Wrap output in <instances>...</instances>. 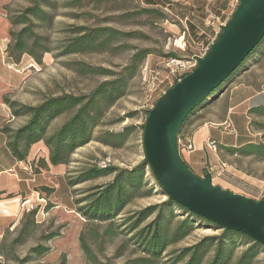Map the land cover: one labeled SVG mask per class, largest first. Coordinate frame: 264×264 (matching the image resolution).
Listing matches in <instances>:
<instances>
[{
	"label": "rangeland",
	"instance_id": "1",
	"mask_svg": "<svg viewBox=\"0 0 264 264\" xmlns=\"http://www.w3.org/2000/svg\"><path fill=\"white\" fill-rule=\"evenodd\" d=\"M214 4L212 0H159V5L153 6L142 0H0V86L5 85V80L9 84L4 97L38 105L46 97L88 94L101 82L116 78L128 66H133L131 72H134L128 80L126 94L95 128V139L78 148L69 164L44 166L41 160L48 163L49 150L44 141H40L41 149L34 161L37 166L30 169L37 173L34 184L38 187L28 190L29 196L23 194L19 199L14 221L9 219L0 226V264H131L135 258L143 256L133 236L147 226L155 214L136 229H132V225L145 208L161 204L168 198L156 184L149 168L146 167L141 186L131 202L119 215L107 220L88 218L82 208L113 180V174L73 186L69 181H75L90 167L132 169L143 161L142 124L147 119L149 105L162 96L156 88L165 84L161 80L166 76V59L171 53L176 57L200 54L211 46L220 23L226 21L229 14L217 13ZM147 8L156 11L148 12ZM26 28L29 29L24 30ZM80 31L81 34L100 31L103 35L91 46L85 45L81 51L68 53ZM115 31L118 33L109 37V33ZM21 33L26 52L19 54L14 48ZM145 52L147 55L134 64V58ZM250 57L223 86L236 83L238 74L248 67L253 69L246 78L264 83V39ZM81 64L90 66L92 72L78 70ZM102 70H108V75L100 73ZM209 104L208 100L203 102L189 116L182 126L180 138L187 132L192 134L203 118H224L222 105ZM262 104L264 94H246L235 112L229 114L231 130L217 127L214 137L223 141L234 139L236 133H240L253 142L264 143L262 125L250 124L251 121L262 124L264 118L249 116L247 124L243 114L247 106ZM68 117L69 114H64L56 118L50 131ZM5 120V109L0 106V128ZM27 120L25 115L15 116L7 124L16 129ZM225 124L228 126V122ZM108 131L125 132L124 143L113 147L97 140ZM219 144L220 159L213 162V166L218 165L215 169L218 172L224 163L226 169L216 175L214 184L264 200V158L232 154L221 150ZM10 152L6 136L0 129V157L5 165L13 162ZM198 160L207 161V154L204 152L203 158ZM29 167H33L32 164ZM27 176L32 178V175ZM174 211L173 230L186 216L177 207ZM221 231L210 223H202L182 241L172 244L154 264H172L166 261L170 251L190 246L206 235ZM244 248L242 244L238 245L236 256ZM211 258L212 255L204 264ZM263 260L264 253L255 264H262Z\"/></svg>",
	"mask_w": 264,
	"mask_h": 264
},
{
	"label": "trees",
	"instance_id": "2",
	"mask_svg": "<svg viewBox=\"0 0 264 264\" xmlns=\"http://www.w3.org/2000/svg\"><path fill=\"white\" fill-rule=\"evenodd\" d=\"M146 11L154 12L156 9L147 8ZM27 29L29 28L24 30ZM81 33L82 31H80L74 44L67 50L68 53L81 51V47L85 45L91 46L103 35L100 31ZM116 33L118 32H110L109 37L114 36ZM22 35L23 33L19 34L14 48L19 54L26 52L23 49L24 47H22L24 42ZM29 53L31 54L33 52L30 51ZM251 54L239 68L251 58ZM146 55L147 52L141 57L136 56L133 63L140 62ZM174 55L173 53L169 54V56ZM132 67L128 66L124 68L116 78L101 82L94 90L85 95L63 94L46 97L38 105H28L4 97V102L10 108L11 117L21 115L28 117L27 122L16 129L10 127L7 122L1 127L2 133L7 138V146L12 155L19 161H27L32 145L44 141L49 150V162L52 165L69 164L73 153L78 148L95 139L93 136L95 128L101 124L108 110L126 94L128 80L134 73L131 72L133 70ZM77 69L85 73L92 72V68L84 64L78 66ZM100 73L107 74L108 70H102ZM224 83L205 101L212 100L224 90L227 87L226 85L223 86ZM196 109L197 107L192 113ZM149 112L150 109L147 110V116ZM248 113L249 116L256 115L264 118V104L251 107ZM64 114H69V117L56 129L50 131L51 123ZM189 116L185 122H187ZM145 123L146 121L142 124L143 133ZM250 124L252 126L262 125L261 128H264V123L261 124L260 122L251 121ZM127 129H130V127ZM125 135V132L114 133L108 131L98 136L97 140L114 147L124 143ZM219 147L221 150L225 149L232 154L245 156L257 155L264 158V143L248 142L240 146H223L219 144ZM41 161L44 166L48 165L46 160L42 159ZM146 167L149 168L156 184L163 190L153 170L146 162V158L132 169L115 166H106L104 168L95 166L87 168L84 172L80 173L75 181H69V185L73 186L80 182L113 174V180L103 190L95 194L97 196L82 208L84 215L88 218L99 220L112 219L119 215L125 206L135 197V193L140 188L143 177L145 176ZM175 207L185 212L186 216L177 222L173 230L172 218L175 215ZM153 214H155V218L147 226L136 231V234L133 236V240L141 249L143 256L135 258L131 264L156 263L157 260L162 259L163 254L168 251L172 244L182 241L198 225H202V223L207 222L216 228L219 227L217 224L191 212L178 202L167 198L161 204L145 208L137 216L132 225V229L138 228L147 217ZM241 244L245 248L239 256H236L238 245ZM263 253L264 245L248 235L234 230L222 229L219 234L206 235L190 246L170 251L168 254L170 258L166 261L172 264H204L206 259L212 255L211 260L207 264H255L258 257ZM262 264H264V260Z\"/></svg>",
	"mask_w": 264,
	"mask_h": 264
},
{
	"label": "water",
	"instance_id": "3",
	"mask_svg": "<svg viewBox=\"0 0 264 264\" xmlns=\"http://www.w3.org/2000/svg\"><path fill=\"white\" fill-rule=\"evenodd\" d=\"M264 39V0H239L230 20L193 71L166 90L151 108L143 133L146 162L171 200L264 245V200L214 184L211 172L195 174L178 146L183 123L230 78Z\"/></svg>",
	"mask_w": 264,
	"mask_h": 264
},
{
	"label": "crops",
	"instance_id": "4",
	"mask_svg": "<svg viewBox=\"0 0 264 264\" xmlns=\"http://www.w3.org/2000/svg\"><path fill=\"white\" fill-rule=\"evenodd\" d=\"M212 1L215 2L213 9L217 13L226 14L227 12H229V8L233 5L234 0H212ZM142 3L150 6L159 5V0H142ZM0 68H1V61H0ZM252 69H253L252 67L243 69V71L238 74L237 76L238 81L236 83L234 82L230 83L215 98L210 100L209 105H213V106L222 105V108L224 109L225 112L224 118H222L221 120L203 118V122L200 125H198V127H196V129L192 133L193 136L192 138L195 146L194 151L191 152L186 150L180 151L184 161L189 166V168L195 172V174L199 176H203L206 173L211 172L214 180L216 178V175L217 176L220 175L223 171L221 170L216 172L215 169L218 168V165L213 166L214 165L213 162L216 163L217 161H219L220 157L217 151L211 150V148L207 146L208 139H214L215 141H217V143L220 142V144H222L223 146H240L248 142H253L251 139H247L246 134H240V133H236L234 139H223V141H218V139L214 137V130L217 127L218 128L222 127V129L228 127L231 130L232 125L230 124L231 122L228 119L229 114L235 112V109L239 105V103L245 100L246 94L247 95L264 94V83H262L260 80L257 79L249 80L246 78L247 77L246 75H248V73H250ZM5 81H6V83L4 82L5 85L0 86V106L3 109H5L6 112L5 122H8L10 121L11 111L9 106L4 102V96L7 93L9 86L8 80ZM250 108L251 107L247 106L243 113L244 115H246L247 124H249L248 112ZM5 122H3V124ZM227 122H228V126H226L227 124H225ZM3 124H1V127ZM6 143H7V138H6ZM40 143L41 142H38L32 145L27 161L25 160L19 161L13 156L15 160L14 159L12 160L13 162L11 163V165H5L2 163L1 161L2 158L0 157V226L9 219L11 221H14V219L12 218L16 216V213L19 209V203H17L19 199L23 197V194H27V196H29L30 193L28 192V190L32 189L33 191L34 187H38L34 184L37 181L36 179L37 177L35 178V176H37V173H33V171L32 170L30 171V169H33L34 167L37 166L34 161L38 156L37 152L41 149L40 148L41 146H39ZM204 152L207 154V161L204 162L199 161L198 159L203 158ZM47 161H48L47 164L50 167V165L52 164L49 162V157L47 158ZM29 164L30 165L32 164L33 167H29ZM20 169L22 171H20ZM225 169L226 168H224V170ZM27 175H32V178H29ZM31 182H32V188H31Z\"/></svg>",
	"mask_w": 264,
	"mask_h": 264
},
{
	"label": "built area",
	"instance_id": "5",
	"mask_svg": "<svg viewBox=\"0 0 264 264\" xmlns=\"http://www.w3.org/2000/svg\"><path fill=\"white\" fill-rule=\"evenodd\" d=\"M239 4V0L233 1L232 9L229 11L228 19L233 15L234 11L236 10L237 6ZM227 19V20H228ZM227 20L220 23L219 30H217V34H219L223 28V26L227 23ZM209 47L204 50L203 53L195 54L189 57H176V56H170L166 59L165 67H166V76L163 80H161L162 83L165 82L161 88L159 89V93L163 95L168 88H170L172 85H174L177 81L181 80L185 75L190 73L194 70V68L198 65L199 58L203 57L206 52L208 51ZM155 89V90H156ZM159 94V96H161ZM149 109L154 106V104L149 105ZM192 134L187 132L183 138H180V135L178 137V146L179 150H186V151H194L195 146L192 138ZM207 146L211 148L214 151H217L218 143L214 139H208ZM226 167V164H222L221 169L224 170Z\"/></svg>",
	"mask_w": 264,
	"mask_h": 264
}]
</instances>
